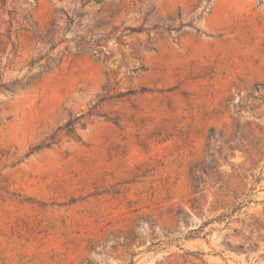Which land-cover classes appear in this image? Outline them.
I'll return each mask as SVG.
<instances>
[{
  "label": "rangeland",
  "instance_id": "374dc122",
  "mask_svg": "<svg viewBox=\"0 0 264 264\" xmlns=\"http://www.w3.org/2000/svg\"><path fill=\"white\" fill-rule=\"evenodd\" d=\"M86 1L0 0V264H264V0Z\"/></svg>",
  "mask_w": 264,
  "mask_h": 264
},
{
  "label": "trees",
  "instance_id": "16d2710c",
  "mask_svg": "<svg viewBox=\"0 0 264 264\" xmlns=\"http://www.w3.org/2000/svg\"><path fill=\"white\" fill-rule=\"evenodd\" d=\"M105 1L106 0H87L83 4V8L86 5L100 4V3H103ZM206 2L209 3L210 0H206ZM83 8L79 11V13L76 14V16L73 19H71V24H73L75 22L77 23V25L81 24L80 23L81 19L84 17V15L86 13L85 9H83ZM109 24H110V20H105V21L100 22L96 27L102 28V27H105ZM191 26H193L192 23H191ZM155 27L158 28L160 26L157 25ZM146 30H148V29H144V28L135 29V28L128 27V28L124 29L123 31H119V26H115L112 28L111 31L101 33L94 40H87L85 37H79L78 36V38L75 41L76 42V52L78 53L82 50V48L87 47L88 49H92L94 51V55H96L98 57V59L102 58L103 61H107V54L103 51L102 45H101V42L103 40H106V39H109V38H112L115 36L121 37V36L132 34L134 32H142V31H146ZM197 31H200V30L197 29ZM55 46H56V43L52 45V49H54ZM95 48H97V49H95ZM64 55H65V53H62L59 56L57 55V56L52 57V59L59 64L62 61ZM46 56H47V54L40 55V56L34 58L30 63V68H33L34 66H36ZM142 69H144V65H141L140 67L133 69V72H138V70H142ZM2 77H3V75H2ZM2 77L0 79V90L1 89H7L11 83V82L4 81ZM126 94L127 93L120 92V93H118L117 97H123ZM90 114H93V110H89L88 112H83L76 117H71L64 125L59 126L56 129V131H54L45 141L31 147L29 153H32V152L39 150L43 147H49L55 143H59L60 138L58 137V133L60 131H64L67 135H75L76 131H77V125L78 124L84 125L83 119ZM114 121L117 122V120H114ZM209 137L215 138V129L214 128H211ZM179 213L181 214L182 212L179 211ZM229 216H230V214H221L217 218H213L211 220L206 221L199 229L203 228L204 226L208 225L209 223L213 222L214 220H224V219L228 218ZM130 264H133V262H131Z\"/></svg>",
  "mask_w": 264,
  "mask_h": 264
}]
</instances>
